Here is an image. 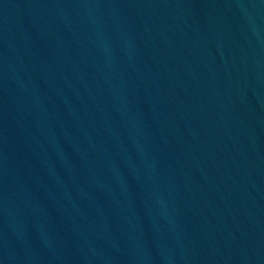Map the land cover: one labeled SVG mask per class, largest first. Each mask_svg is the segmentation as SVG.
Here are the masks:
<instances>
[{
  "label": "water",
  "instance_id": "water-1",
  "mask_svg": "<svg viewBox=\"0 0 264 264\" xmlns=\"http://www.w3.org/2000/svg\"><path fill=\"white\" fill-rule=\"evenodd\" d=\"M0 264H264V0H0Z\"/></svg>",
  "mask_w": 264,
  "mask_h": 264
}]
</instances>
